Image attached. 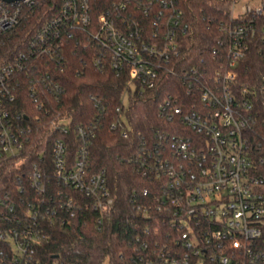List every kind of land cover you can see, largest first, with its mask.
<instances>
[{
	"label": "built area",
	"instance_id": "obj_1",
	"mask_svg": "<svg viewBox=\"0 0 264 264\" xmlns=\"http://www.w3.org/2000/svg\"><path fill=\"white\" fill-rule=\"evenodd\" d=\"M50 1L0 0V170L14 162L21 171L16 186L26 193L0 200V264H41L43 224L65 223L82 208L65 188L93 199L99 229L113 204L103 173L87 174L84 141L78 156L70 155L64 137L84 140V129L48 108L65 92L59 50L79 35L96 50L95 68L128 78L111 123L123 138L135 133L124 113L130 98L159 89L164 77L180 80L158 105L157 117L171 130L156 131L135 160L137 172L155 184L134 199L137 219L129 222L137 235L126 264H264V73L241 68L252 49L264 57V0L240 11L239 0H228L211 74L208 66L177 71L183 37L192 32L184 0H115L98 15L89 0H59L52 18L6 50V40ZM27 95L36 110L31 117L17 109ZM41 121L63 137L54 141L50 173L42 156L25 168L32 125Z\"/></svg>",
	"mask_w": 264,
	"mask_h": 264
},
{
	"label": "trees",
	"instance_id": "obj_2",
	"mask_svg": "<svg viewBox=\"0 0 264 264\" xmlns=\"http://www.w3.org/2000/svg\"><path fill=\"white\" fill-rule=\"evenodd\" d=\"M57 1H50L45 8L34 13L31 21L6 40L5 49L11 51L22 45L30 34L52 18L56 14ZM89 1L93 14L98 15L109 11L115 0ZM228 7V0H184L192 32L183 37L181 53L177 58L179 73L192 66H208L212 73L217 60L213 50L218 41L225 38L219 26L227 19ZM59 53L66 59L64 73L59 76L65 92L61 102H53L48 108L51 111L62 110L65 116L72 118L74 126L84 129V140L74 135L64 137L69 144L70 155L73 158L78 156L80 143L84 141L87 174L103 173L113 204L104 211L103 224L99 229L96 220L100 214L90 208L93 199L65 188V194L79 199L81 211L65 223L43 224L44 238L37 248L36 257L41 264H105L106 261L108 264H126V258L133 253L137 235L129 222L137 219L134 199L141 201L142 191L155 184L150 176L137 172L135 160L144 141H156L155 132L158 130H171L169 124L157 117L158 105L173 87L179 88L180 80L174 76L164 77L159 89L130 98L124 113L135 133L123 138L111 129V123L116 118V108L121 105L128 78L117 76L109 67L95 68L92 58L96 50L83 35L69 41ZM241 68L243 74L260 75L264 73V57L258 50L252 49ZM17 109L27 112L30 117L36 113L28 95ZM32 127V151L25 168L27 170L42 156L49 164L50 173L54 141L63 137L54 132L47 121L34 123ZM20 172L14 162L7 163L0 170V200L10 196L12 200L19 201L26 194L16 186ZM137 225L143 224L137 222Z\"/></svg>",
	"mask_w": 264,
	"mask_h": 264
},
{
	"label": "rangeland",
	"instance_id": "obj_3",
	"mask_svg": "<svg viewBox=\"0 0 264 264\" xmlns=\"http://www.w3.org/2000/svg\"><path fill=\"white\" fill-rule=\"evenodd\" d=\"M260 2H262V0H239L236 3V9L237 11H240L241 8L245 5H251L253 7H255L256 5H258ZM54 264H58V262H55ZM105 264H108V261H106Z\"/></svg>",
	"mask_w": 264,
	"mask_h": 264
},
{
	"label": "water",
	"instance_id": "obj_4",
	"mask_svg": "<svg viewBox=\"0 0 264 264\" xmlns=\"http://www.w3.org/2000/svg\"><path fill=\"white\" fill-rule=\"evenodd\" d=\"M2 1L7 2V3H11V2L19 1V0H2Z\"/></svg>",
	"mask_w": 264,
	"mask_h": 264
}]
</instances>
